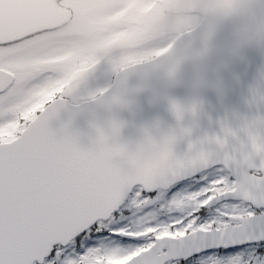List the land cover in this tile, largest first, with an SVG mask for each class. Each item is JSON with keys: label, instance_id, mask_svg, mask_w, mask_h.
Instances as JSON below:
<instances>
[{"label": "snow or ice", "instance_id": "obj_1", "mask_svg": "<svg viewBox=\"0 0 264 264\" xmlns=\"http://www.w3.org/2000/svg\"><path fill=\"white\" fill-rule=\"evenodd\" d=\"M119 7L0 0V264H264V150L177 156L175 134L147 133L129 148L116 121L85 145L59 120L98 64L150 48L153 23L129 43L94 22Z\"/></svg>", "mask_w": 264, "mask_h": 264}, {"label": "clouds", "instance_id": "obj_2", "mask_svg": "<svg viewBox=\"0 0 264 264\" xmlns=\"http://www.w3.org/2000/svg\"><path fill=\"white\" fill-rule=\"evenodd\" d=\"M153 24V41L146 54L139 59H129L122 65L103 61L115 76L113 91L106 97L97 95L101 91L90 92L87 97L91 99H84V104L91 102L108 110L126 108L134 95L151 87L152 77H158L166 89H172L182 83L183 71L190 66L192 98L183 103L170 96L166 98L178 121L185 116L194 120L203 110L198 90L211 88L222 100L228 91L225 75L239 83L235 66L245 61L249 49L264 48V0H173ZM92 73L85 77L84 84ZM133 76L138 82L130 88L128 81ZM121 81L127 89L123 104L112 105V97L121 95L117 86ZM257 100L264 102V95L253 90L251 100L245 99V103ZM174 104L179 106V114L173 110ZM234 118L237 121L235 126L225 118L220 125L221 135L205 137L201 147L206 145L212 150L214 146L224 151L230 141H236L239 150L233 151L235 157L259 158L261 150H264V118L248 119L236 114ZM189 131L182 130L184 135Z\"/></svg>", "mask_w": 264, "mask_h": 264}, {"label": "water", "instance_id": "obj_3", "mask_svg": "<svg viewBox=\"0 0 264 264\" xmlns=\"http://www.w3.org/2000/svg\"><path fill=\"white\" fill-rule=\"evenodd\" d=\"M240 67L243 69L242 72ZM234 72L239 76V83L226 74L227 86L231 89L228 87L227 94L222 100L211 88L198 90L197 94L203 101V110L194 120L185 116L183 120L178 121L170 111L166 98L170 96L182 103L192 98L190 66L185 67L182 83L175 88L166 89L158 77L154 76L151 79V87L134 95L131 104L126 108L108 110L90 102L76 108L69 107L67 111L62 112L63 115L59 116V120L70 119L71 129L80 134L85 145L90 137L96 135V127L106 130L109 121H116L121 125L117 140L129 148L135 147L146 133L157 139L161 135L175 134L177 141L174 145V153L177 156H184L189 152L190 144L199 148L202 146L200 142L205 137L221 135L220 125L225 118L232 126L237 123L234 114L256 119L255 111L250 108L252 103L246 104L245 99L251 100L253 90L259 95H264V48L249 49L245 61L235 66ZM137 82L138 80H132L128 82V86L134 87ZM112 91L113 89L108 93ZM150 114H155V118H151ZM53 126H56L55 122ZM184 129L190 130L187 135L183 134ZM204 147L207 149L206 145ZM212 150L233 154L234 150H239V144L230 141L224 151L217 150L214 146ZM256 162L259 163V158Z\"/></svg>", "mask_w": 264, "mask_h": 264}, {"label": "rangeland", "instance_id": "obj_4", "mask_svg": "<svg viewBox=\"0 0 264 264\" xmlns=\"http://www.w3.org/2000/svg\"><path fill=\"white\" fill-rule=\"evenodd\" d=\"M161 13V12H160ZM142 17V15H140ZM158 17V13L154 12L151 14V20L152 22ZM142 28H131L129 29L128 33L131 35V38L137 39L141 36ZM98 67V66H97ZM97 70V69H95ZM104 70L100 69L98 71H94L89 78L87 79L86 83L81 87L80 91L78 94L73 97L74 101H80L83 100L87 97V95L90 92H97L98 90L102 89L103 86L106 84L105 76H101L102 72ZM104 79V80H103Z\"/></svg>", "mask_w": 264, "mask_h": 264}, {"label": "flooded vegetation", "instance_id": "obj_5", "mask_svg": "<svg viewBox=\"0 0 264 264\" xmlns=\"http://www.w3.org/2000/svg\"><path fill=\"white\" fill-rule=\"evenodd\" d=\"M99 2H101V3H109V1H106V0H99ZM129 5H130L129 2H126L124 5H122V7H123L122 10L124 11V14L127 17L134 16V10H133V8H130ZM115 11H113L111 14H113ZM94 22L103 24V21H102L101 17L98 20H95ZM96 69L97 70H95V71H98V70H100L102 68L101 67H97ZM93 73H94V71H93Z\"/></svg>", "mask_w": 264, "mask_h": 264}]
</instances>
